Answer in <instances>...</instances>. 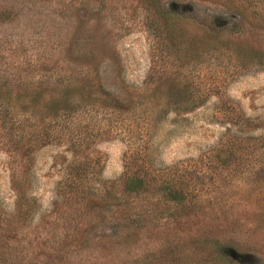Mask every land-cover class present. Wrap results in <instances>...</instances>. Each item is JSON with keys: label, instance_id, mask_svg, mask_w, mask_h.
I'll return each instance as SVG.
<instances>
[{"label": "rangeland", "instance_id": "1", "mask_svg": "<svg viewBox=\"0 0 264 264\" xmlns=\"http://www.w3.org/2000/svg\"><path fill=\"white\" fill-rule=\"evenodd\" d=\"M0 264H264V0H0Z\"/></svg>", "mask_w": 264, "mask_h": 264}, {"label": "trees", "instance_id": "2", "mask_svg": "<svg viewBox=\"0 0 264 264\" xmlns=\"http://www.w3.org/2000/svg\"><path fill=\"white\" fill-rule=\"evenodd\" d=\"M139 181H141L140 179H139ZM136 187V186H135Z\"/></svg>", "mask_w": 264, "mask_h": 264}]
</instances>
